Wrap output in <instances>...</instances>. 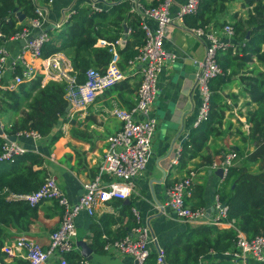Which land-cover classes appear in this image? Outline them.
Wrapping results in <instances>:
<instances>
[{
  "label": "crops",
  "instance_id": "obj_1",
  "mask_svg": "<svg viewBox=\"0 0 264 264\" xmlns=\"http://www.w3.org/2000/svg\"><path fill=\"white\" fill-rule=\"evenodd\" d=\"M144 2L147 5L157 4V0ZM185 2L186 0H174L172 16L175 15L177 7ZM91 5L104 11L110 8L100 0H54L45 8L46 28L55 31L54 24L58 23L69 10L76 12L81 8L89 9ZM250 12L251 7H243L241 0H233L226 4V10L218 15L217 19L218 22L222 21L232 26L238 20L242 22L248 20ZM221 30L222 27L216 29L219 38L231 43L230 48L217 53L219 66L221 69L225 68L221 75L224 83L216 91L222 98L224 107V119L218 127L221 135L210 138L199 157L180 161L182 145L180 143L188 138L191 129L197 127L194 123L201 99L198 86H195L196 80L192 79L198 77L200 73L206 42L196 38L185 23L171 24L166 29L163 47L166 52L174 54L176 59L165 61L158 76L157 96L150 114L157 120V127L146 169L134 180V189L128 199L112 200L98 207L93 216L81 212L76 219L77 240L86 242L91 250V260L84 258L89 264H136L129 255L108 253L103 250L94 253L90 248L91 237L95 231L101 232V239L104 241L117 240L128 234L135 225L131 211L133 208L139 212L142 223L148 227L150 237L154 239V242L149 244L150 254L157 255L156 245L162 250L169 240L188 227L187 223L178 220L166 206V188L192 173L194 175L192 193L186 199L187 205L193 209L199 208V204L203 203L200 208H204L211 217L215 214L216 191L222 183L218 169L212 168L213 163L219 164L223 154L232 151L233 147L249 152L254 150L252 145L241 141L240 135L247 137L251 126L248 116L258 108V103L251 99L248 79L258 80L259 90L257 89L255 93L257 98L264 90V83H260V80L264 82V56L263 60L254 56L251 60H244L247 55L242 54L241 45L234 39H228ZM36 34L38 32H32L31 37ZM127 35L124 34V38ZM117 46L120 49L124 47ZM5 47L12 56H15L22 45L20 41L12 40L6 42ZM260 54H264V44ZM27 59L30 61L31 58ZM130 73L126 80L97 97L86 109L73 114L72 117H63L56 129L61 132V137L53 146L48 148L43 139L32 141L29 138H17L16 143L26 151L44 157L49 177L55 178L58 187L72 204L80 197L82 184L96 175L107 139L121 128V123L110 116V110L115 107L130 109L135 103L140 84L138 68L130 70ZM183 73L186 74L185 78L182 76ZM201 157H209L212 164L208 165V160ZM200 188H203V191ZM60 219L61 209L55 202H41L38 205V220L23 236L35 240L43 250H46L49 246V236L58 228ZM217 227L228 229L231 224L224 222ZM18 236L22 235L16 237ZM73 253L81 256L78 248ZM52 264L56 263L52 261ZM198 264L243 262L223 253L209 252L199 259ZM246 264L262 263L248 259Z\"/></svg>",
  "mask_w": 264,
  "mask_h": 264
},
{
  "label": "trees",
  "instance_id": "obj_2",
  "mask_svg": "<svg viewBox=\"0 0 264 264\" xmlns=\"http://www.w3.org/2000/svg\"><path fill=\"white\" fill-rule=\"evenodd\" d=\"M47 1L0 0V44L10 41L12 36L20 33L27 26V22L37 17L36 8ZM139 1L147 5L144 0ZM232 1L200 0L196 13L184 19L185 26L189 29L223 27L226 23L220 24L217 16L224 13L226 4ZM241 2L243 7H251V12L248 20H238L232 25L235 34L233 39L241 45L242 54L247 55L244 60H251L252 56L263 60L264 54L260 52L264 44V0ZM15 10L24 17L22 23L18 22ZM124 29L128 32L125 38ZM47 34L49 41L42 47L41 57L64 54L71 63L77 85L86 81V72L89 69H106L112 59L113 48L119 57V68L125 70L127 62L137 54V48L144 41L140 19L135 12H131V4L127 0L113 4L108 10L101 12L91 13L85 8L78 9L59 31L48 29ZM121 38L125 39V44L120 49L116 42ZM98 40L105 41L107 45L97 46ZM222 72H225V68H222ZM41 78V75H37L31 82L19 85L15 91L2 92L1 117L13 120L3 128L5 135L16 137L19 132L35 131L46 141L49 148L61 137V132L56 129L61 119L66 116L67 102L64 95L67 86L55 82L42 86ZM248 82L251 99L258 103V108L248 116L251 126L247 137L240 135V139L252 145L254 150L249 152L232 148L237 154L238 165L234 164L228 169L216 191L220 202L227 207L225 222L230 223L231 227L220 229L213 225L188 224L184 232L177 234L164 245V264H198L199 259L209 252L221 254L233 251L238 233H242L248 240L264 236V90L257 98V78H249ZM223 83L224 78L221 75L210 81L208 118L191 129L188 138L183 141L180 161L199 157L207 141L221 135L218 127L224 119V107L222 98L216 91ZM260 83L264 82L260 80ZM4 142L0 138V152ZM204 158L208 160V165L212 164L209 157H201ZM48 176L44 157L32 151L15 157L12 163L0 162L1 264H29L20 259L4 262L5 256L1 248L17 235L28 233L30 226L38 220L39 204L30 206L26 201L13 200L11 197L38 190ZM200 190L203 191V188ZM202 205L200 203L198 207ZM106 242L101 239V232L95 231L91 237L90 248L94 253H100ZM82 259L76 253L66 256L68 264H79ZM155 262L156 255L150 254L147 264Z\"/></svg>",
  "mask_w": 264,
  "mask_h": 264
},
{
  "label": "built area",
  "instance_id": "obj_3",
  "mask_svg": "<svg viewBox=\"0 0 264 264\" xmlns=\"http://www.w3.org/2000/svg\"><path fill=\"white\" fill-rule=\"evenodd\" d=\"M100 1L111 7L122 0ZM127 1L131 4V12H135L140 19L144 41L143 45L137 48V54L127 62L126 70L119 68V57L113 50L112 59L104 71L89 69L86 72V81L77 85L71 63L64 54L56 53L42 58V47L49 41L44 12L54 0H48L44 5L37 7L35 10L37 17L30 20L20 33L10 38V41L26 40V44L21 47L17 55L12 56L6 49L5 43L0 44V114L1 93L15 91L19 85L31 82L37 75L42 76V86L49 82L66 84L64 99L67 106L69 105V110L66 112L68 117L86 109L97 97L117 83L126 80L131 74L130 70H136L137 67L140 76L134 105L130 109L115 107L110 110V116L121 123V128L107 139L97 173L82 184V193L76 203H70L58 187L55 178L49 176L38 190L11 197L13 200L26 201L30 206L46 201L55 202L61 209V219L58 228L49 236V246L46 250H43L35 240L23 235L5 243L1 252L5 256L6 263L20 259L29 264H52V261L56 264H68L66 255L77 250L78 215L85 212L88 216H93L98 207L112 200L128 199L134 189V180L146 169L157 127V120L150 114L157 96L158 76L165 61L176 59L174 54L166 52L163 47L166 29L174 23L183 25L186 17L196 13L200 0H186L177 7L174 16L171 14L174 0H157L156 5H144L139 0ZM88 10L91 13L104 11L94 5ZM74 14V10H69L53 28L60 30ZM190 31L196 38L206 42L205 57L197 77L201 104L194 125L198 126L208 118L211 95L209 83L223 73L217 62V53L230 48L231 43L222 41L212 26L191 28ZM221 31L228 39H233L235 36L233 26L229 24H225ZM32 32H38L35 38L31 37ZM97 44L107 45L103 40H98ZM124 44L125 39L116 42L119 46ZM28 57L31 58L30 61ZM5 126L0 119V131H2L0 138L4 140L7 138L3 133ZM17 137L29 138L32 141L41 140V136L35 131L19 132ZM25 153L26 149L18 143L4 142L0 152V162L12 163L15 157ZM236 159V152L229 151L223 154L219 164L213 163V169L222 170L221 180L226 177L228 169L234 165ZM193 177L194 175L189 173L187 177L166 188V206L178 220L187 224L219 226L227 218V207L220 202L218 196L214 203L215 214L211 217L204 208L192 209L186 204V199L192 193ZM131 211L134 227L124 237L107 241L103 251L129 255L136 264H147L150 255L149 244L154 242V239L150 237L148 227L142 223L139 212L134 208ZM223 255L240 260L243 264H246L248 259L264 264V236L260 235L248 240L242 233H238L235 249ZM79 264L89 263L83 258ZM155 264H164L162 250L157 251Z\"/></svg>",
  "mask_w": 264,
  "mask_h": 264
},
{
  "label": "water",
  "instance_id": "obj_4",
  "mask_svg": "<svg viewBox=\"0 0 264 264\" xmlns=\"http://www.w3.org/2000/svg\"><path fill=\"white\" fill-rule=\"evenodd\" d=\"M15 12H16V17L18 19V22L19 23H22L24 21V17L22 15H20V13L17 10H15ZM48 29H50V28H47V30ZM124 34L127 35V30L126 29H124ZM32 37L35 38L36 35L35 36H32ZM20 42H21V45L22 46H24L26 44V40H20ZM182 76L185 78L186 77V74L183 73ZM192 80H196L195 81V86H196L197 85V77L196 78H193ZM68 110H69V105L66 107V110L65 111L68 112ZM0 135H2V131H0ZM4 141H5V143L16 142L17 141V138L15 136H7V138ZM182 143H183V141L180 143V145ZM217 171L219 173V177L221 178L222 177V170L221 169H218ZM76 247L80 250L81 256L83 258H85L88 261L91 260V250L88 248L86 242H84L83 240H77L76 241ZM156 248H157V251L160 250V248L158 247V245H156Z\"/></svg>",
  "mask_w": 264,
  "mask_h": 264
},
{
  "label": "rangeland",
  "instance_id": "obj_5",
  "mask_svg": "<svg viewBox=\"0 0 264 264\" xmlns=\"http://www.w3.org/2000/svg\"><path fill=\"white\" fill-rule=\"evenodd\" d=\"M219 23L221 24V23H224V22H222V21H219ZM0 119L2 120V122L5 124V125H8V123H10L11 121H13V120H11L12 118H7V117H4L3 116V118L1 117V114H0ZM238 161V160H237ZM237 161L235 162V165H237ZM251 170H254V168H251Z\"/></svg>",
  "mask_w": 264,
  "mask_h": 264
}]
</instances>
